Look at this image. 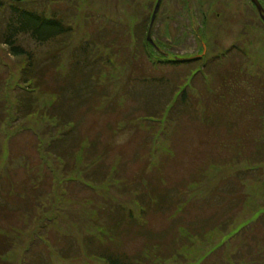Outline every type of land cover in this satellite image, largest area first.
<instances>
[{"label": "rangeland", "instance_id": "1", "mask_svg": "<svg viewBox=\"0 0 264 264\" xmlns=\"http://www.w3.org/2000/svg\"><path fill=\"white\" fill-rule=\"evenodd\" d=\"M155 2H19L71 27L20 40L27 104L70 123L14 119L24 62L0 44V264H264V24L249 0H162L147 60L125 21ZM202 45L198 70L165 61Z\"/></svg>", "mask_w": 264, "mask_h": 264}, {"label": "trees", "instance_id": "2", "mask_svg": "<svg viewBox=\"0 0 264 264\" xmlns=\"http://www.w3.org/2000/svg\"><path fill=\"white\" fill-rule=\"evenodd\" d=\"M0 12H2V16L0 15V20H2V27H0V44L7 47L10 55L20 58L24 62L18 81V87L20 88L16 91L18 117L16 116L14 119L40 117L42 114H45L50 118L56 119V125L58 129H60L59 132H62L63 127L67 123H70V120L64 121L59 116L48 111L41 113L39 110H35L27 104L25 97H28L32 92L25 89H31L33 86L37 87L36 79L34 75L32 76V70H34V55L31 50L27 49L24 44L20 42V40L23 37H29L37 44H49L57 39V41H60L64 35L68 34L71 27L67 26L58 14L52 12L50 15H46L43 9H38L35 6H21L19 3L15 2H13L12 5H8L4 0H0ZM90 64H92L91 61ZM194 67L193 64V68ZM154 80H156V78H145L143 81H149L153 84V82H155ZM184 93L185 92H183L182 95H184ZM170 94L169 98L164 102L163 107H166L172 101L173 93ZM182 98L180 103H183L187 107L185 96ZM50 127L52 128V126ZM54 142H56V139L53 138L49 145V150L64 157L63 153L60 151L58 153L54 151ZM38 145L41 149V143H38ZM102 258L103 261L99 264H135L131 260L119 255L106 254L103 255Z\"/></svg>", "mask_w": 264, "mask_h": 264}, {"label": "flooded vegetation", "instance_id": "3", "mask_svg": "<svg viewBox=\"0 0 264 264\" xmlns=\"http://www.w3.org/2000/svg\"><path fill=\"white\" fill-rule=\"evenodd\" d=\"M150 18L151 16L149 15V18L148 17H143L141 16L140 19H138L137 21H133L134 22V25H131V21L129 20H126V24L129 26L132 27V30H134V28L138 29L139 32H136L135 31V35H132V38L135 39V40H139V41H142L143 40V37L144 39H146V34H147V31H148V27H149V24H150ZM147 20H148V23H147ZM147 23V24H146ZM144 28L146 29V31H144ZM150 44V42H148Z\"/></svg>", "mask_w": 264, "mask_h": 264}, {"label": "water", "instance_id": "4", "mask_svg": "<svg viewBox=\"0 0 264 264\" xmlns=\"http://www.w3.org/2000/svg\"><path fill=\"white\" fill-rule=\"evenodd\" d=\"M16 1H20V0H16ZM162 0H157L156 1V4L154 6V9H153V13H152V17H151V24L152 25V22L154 21V18L159 10V7H160V4H161ZM251 2L254 4V6L256 7L261 19L263 20L264 22V10L262 8V6L260 5L259 1L258 0H251ZM151 28V27H150ZM147 38L149 39L150 38V30L147 34Z\"/></svg>", "mask_w": 264, "mask_h": 264}]
</instances>
